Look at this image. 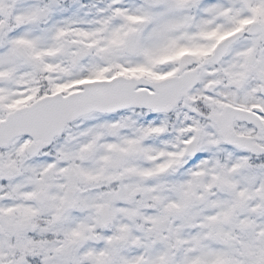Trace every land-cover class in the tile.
I'll return each mask as SVG.
<instances>
[{"label": "snow or ice", "instance_id": "obj_1", "mask_svg": "<svg viewBox=\"0 0 264 264\" xmlns=\"http://www.w3.org/2000/svg\"><path fill=\"white\" fill-rule=\"evenodd\" d=\"M0 264H264V0H0Z\"/></svg>", "mask_w": 264, "mask_h": 264}]
</instances>
